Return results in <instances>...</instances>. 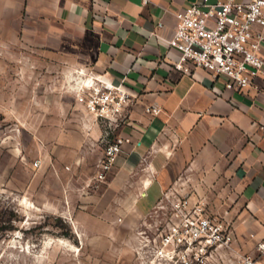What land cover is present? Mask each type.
<instances>
[{
	"label": "crops",
	"instance_id": "0c3cea01",
	"mask_svg": "<svg viewBox=\"0 0 264 264\" xmlns=\"http://www.w3.org/2000/svg\"><path fill=\"white\" fill-rule=\"evenodd\" d=\"M195 1L0 0V46L37 48L43 54L32 59L53 74L63 63L69 70L66 92L47 97L42 85L43 99L28 103L40 161L23 169L28 193L109 243L132 238L169 189L202 197L231 222L239 254L264 264V69L244 90L203 68L177 70L180 53L169 42L177 13ZM85 76L129 97L125 122L110 135L127 142L104 181L97 176L107 135L79 100Z\"/></svg>",
	"mask_w": 264,
	"mask_h": 264
},
{
	"label": "built area",
	"instance_id": "2783aa9c",
	"mask_svg": "<svg viewBox=\"0 0 264 264\" xmlns=\"http://www.w3.org/2000/svg\"><path fill=\"white\" fill-rule=\"evenodd\" d=\"M263 41L264 0H197L177 13L169 43L180 53L177 70L203 68L225 77L227 88L244 90L263 72ZM93 80L80 88L79 100L106 130L97 176L104 181L127 142L110 135L125 122L129 97L120 87ZM147 111L160 113L156 107ZM39 165V160L34 162ZM239 243L231 222L212 214L204 198L169 189L138 225L134 251L139 264H256L253 256L239 254ZM258 248L264 250V243Z\"/></svg>",
	"mask_w": 264,
	"mask_h": 264
},
{
	"label": "rangeland",
	"instance_id": "374dc122",
	"mask_svg": "<svg viewBox=\"0 0 264 264\" xmlns=\"http://www.w3.org/2000/svg\"><path fill=\"white\" fill-rule=\"evenodd\" d=\"M39 54L37 48L0 46V264H139L134 251L138 226L128 229L133 237L126 242L94 240L85 227L28 193L30 173L23 169L34 163L37 145L32 138L37 128L27 125L37 112H28V103L45 95L42 85L47 97L69 88L67 64L53 74L32 59ZM23 56L31 59L23 62ZM145 203H140L144 212L151 205Z\"/></svg>",
	"mask_w": 264,
	"mask_h": 264
},
{
	"label": "bare ground",
	"instance_id": "6f19581e",
	"mask_svg": "<svg viewBox=\"0 0 264 264\" xmlns=\"http://www.w3.org/2000/svg\"><path fill=\"white\" fill-rule=\"evenodd\" d=\"M93 79L94 78L91 77V78H87V79L80 81V85L78 88H81L82 86L90 85L94 81Z\"/></svg>",
	"mask_w": 264,
	"mask_h": 264
}]
</instances>
